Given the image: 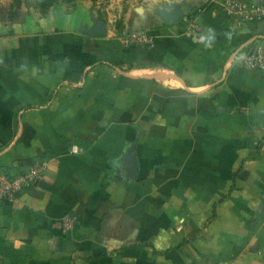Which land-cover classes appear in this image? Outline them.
I'll return each instance as SVG.
<instances>
[{
    "label": "crops",
    "instance_id": "obj_1",
    "mask_svg": "<svg viewBox=\"0 0 264 264\" xmlns=\"http://www.w3.org/2000/svg\"><path fill=\"white\" fill-rule=\"evenodd\" d=\"M167 1L136 46L62 4L0 21V169L44 165L0 204V264H264V74L240 57L263 25Z\"/></svg>",
    "mask_w": 264,
    "mask_h": 264
},
{
    "label": "rangeland",
    "instance_id": "obj_2",
    "mask_svg": "<svg viewBox=\"0 0 264 264\" xmlns=\"http://www.w3.org/2000/svg\"><path fill=\"white\" fill-rule=\"evenodd\" d=\"M58 4L64 5L68 10L89 12L93 21V26L89 31L97 35L85 34L93 39H91L92 42H95V39L97 42L110 39L118 41L123 46L149 44V36L138 26L137 17L139 15L147 13V16L153 18V14L150 13L155 12L160 20L167 24L172 14L169 13L167 0H62L56 5ZM0 6L3 8L2 16L5 17L6 22L23 21L29 17L32 19L44 17L51 9L43 14L32 6L31 0H22L20 7L17 6L15 0H0ZM16 9L18 13L15 19L11 20Z\"/></svg>",
    "mask_w": 264,
    "mask_h": 264
},
{
    "label": "built area",
    "instance_id": "obj_3",
    "mask_svg": "<svg viewBox=\"0 0 264 264\" xmlns=\"http://www.w3.org/2000/svg\"><path fill=\"white\" fill-rule=\"evenodd\" d=\"M223 9L229 19L238 24L260 23L263 30L259 38L261 46L257 49H248L241 53L243 64L264 74V0H255L244 3L241 0H223ZM44 169L43 164H33L26 169H0V204L13 200L17 194L39 181Z\"/></svg>",
    "mask_w": 264,
    "mask_h": 264
},
{
    "label": "trees",
    "instance_id": "obj_4",
    "mask_svg": "<svg viewBox=\"0 0 264 264\" xmlns=\"http://www.w3.org/2000/svg\"><path fill=\"white\" fill-rule=\"evenodd\" d=\"M22 0H15L17 3V6L20 7ZM62 0H31L32 6L40 10L41 13H46L49 11L50 8H52L54 5L59 3ZM18 9L13 12V16L10 18L11 20L15 19V15H17ZM3 8L0 6V21H4L5 17L2 16Z\"/></svg>",
    "mask_w": 264,
    "mask_h": 264
},
{
    "label": "water",
    "instance_id": "obj_5",
    "mask_svg": "<svg viewBox=\"0 0 264 264\" xmlns=\"http://www.w3.org/2000/svg\"><path fill=\"white\" fill-rule=\"evenodd\" d=\"M83 32H84V33H87V34H89V35H94V36L97 35V33H94V32L89 31V30H83ZM131 165H132V162H131Z\"/></svg>",
    "mask_w": 264,
    "mask_h": 264
}]
</instances>
